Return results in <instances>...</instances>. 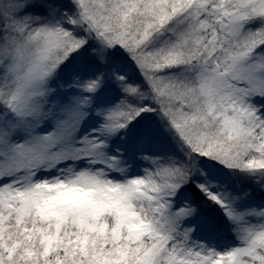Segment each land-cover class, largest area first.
Returning <instances> with one entry per match:
<instances>
[{"label":"snow or ice","instance_id":"6c2138e0","mask_svg":"<svg viewBox=\"0 0 264 264\" xmlns=\"http://www.w3.org/2000/svg\"><path fill=\"white\" fill-rule=\"evenodd\" d=\"M0 264H264V0H0Z\"/></svg>","mask_w":264,"mask_h":264}]
</instances>
